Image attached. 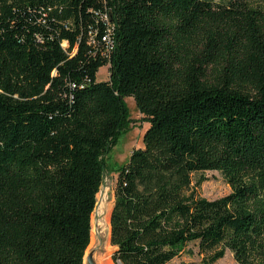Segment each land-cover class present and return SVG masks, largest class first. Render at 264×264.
<instances>
[{"label":"trees","instance_id":"1","mask_svg":"<svg viewBox=\"0 0 264 264\" xmlns=\"http://www.w3.org/2000/svg\"><path fill=\"white\" fill-rule=\"evenodd\" d=\"M125 97L148 126L118 168L113 263L193 242L199 264H264V0H0V264H83ZM207 170L230 192L199 195Z\"/></svg>","mask_w":264,"mask_h":264},{"label":"rangeland","instance_id":"2","mask_svg":"<svg viewBox=\"0 0 264 264\" xmlns=\"http://www.w3.org/2000/svg\"><path fill=\"white\" fill-rule=\"evenodd\" d=\"M96 78L98 80L108 78V67L99 68ZM124 102L127 108L126 127L110 149L102 156L104 165L103 180L96 196L94 211L92 212V240H90L85 264H99L100 260L111 261L112 264H115L112 261L115 246L110 242L109 217L114 201V188L118 168L128 160L133 149L143 146L142 135L148 126L145 118L138 111L133 98L125 97ZM200 176L204 177V180L195 189L199 195L205 198L215 199L229 193L231 190L222 174L217 170L195 173L193 182ZM204 255V253L199 252L196 243L191 242L185 246L184 251L179 256L173 259L172 264H199ZM233 262L232 252L229 249H225L223 257L216 260L214 264H232Z\"/></svg>","mask_w":264,"mask_h":264},{"label":"built area","instance_id":"3","mask_svg":"<svg viewBox=\"0 0 264 264\" xmlns=\"http://www.w3.org/2000/svg\"><path fill=\"white\" fill-rule=\"evenodd\" d=\"M96 15H97V13H96ZM102 18H103V20L107 19L105 14L102 15ZM103 40L107 43L108 50L112 49V42L110 41V37L108 34L104 36Z\"/></svg>","mask_w":264,"mask_h":264},{"label":"bare ground","instance_id":"4","mask_svg":"<svg viewBox=\"0 0 264 264\" xmlns=\"http://www.w3.org/2000/svg\"><path fill=\"white\" fill-rule=\"evenodd\" d=\"M94 230V229H93ZM92 240V239H91ZM91 242V241H90ZM89 252V246H88V248H87V250L85 251V254H84V260H83V264H85V258H86V256H87V253ZM109 255V254H108ZM105 256V255H104ZM104 258V257H103ZM105 259H106V256H105ZM99 264H112V262L111 261H108V262H106V261H104V260H100L99 261Z\"/></svg>","mask_w":264,"mask_h":264},{"label":"water","instance_id":"5","mask_svg":"<svg viewBox=\"0 0 264 264\" xmlns=\"http://www.w3.org/2000/svg\"><path fill=\"white\" fill-rule=\"evenodd\" d=\"M118 264H119V262H118Z\"/></svg>","mask_w":264,"mask_h":264}]
</instances>
